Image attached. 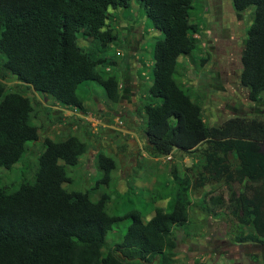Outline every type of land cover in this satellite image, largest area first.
<instances>
[{
    "label": "trees",
    "instance_id": "trees-1",
    "mask_svg": "<svg viewBox=\"0 0 264 264\" xmlns=\"http://www.w3.org/2000/svg\"><path fill=\"white\" fill-rule=\"evenodd\" d=\"M132 1L0 0L3 69L63 106L85 110L79 91L89 81L103 87L108 103L120 104L124 83L106 69L108 64H118L106 55L119 38L110 9L128 8ZM138 2L153 27L163 33L153 46L147 98L139 97L149 153L161 157L175 150L199 152L193 164L202 166L213 180L243 183L244 191L230 188L227 199L235 239L264 244V118L236 115L218 124L205 120L202 102L181 81L183 62L179 60L185 54L204 66L205 59L195 55L201 47L197 36L201 8L196 0ZM232 4L239 14L255 6L240 57V82L249 100L258 102L264 95V0H232ZM82 37L96 45L84 47ZM38 105L22 92L8 89L0 78V264H144L154 259L157 264H175L176 230L188 223L190 193L202 184L189 173L181 177L174 171L170 184L158 188L157 183L149 189L148 208L111 214L108 192L94 200L90 191L69 187L68 166L81 164L88 142L73 133L43 138L42 126L35 122L43 111ZM39 140L43 146L33 176H24L20 183L6 182L1 170L11 169L29 149L28 142ZM231 156L238 157L239 163H232ZM95 158L105 170L98 183L109 184L112 171L118 169L116 159L102 152ZM211 198L222 211L223 195ZM160 200L166 204L157 205ZM196 205L211 212L206 197ZM126 218L130 224L125 234L110 245L109 231Z\"/></svg>",
    "mask_w": 264,
    "mask_h": 264
},
{
    "label": "rangeland",
    "instance_id": "rangeland-1",
    "mask_svg": "<svg viewBox=\"0 0 264 264\" xmlns=\"http://www.w3.org/2000/svg\"><path fill=\"white\" fill-rule=\"evenodd\" d=\"M195 4L201 8L203 17L201 32L197 35L201 47L195 51V55L199 59L204 58L205 62L201 66V60L195 63L189 55H181V81L191 87L193 97L202 102L205 120L211 123L218 124L236 115L264 118V95L258 102L250 101L246 88L240 82V57L255 6L239 14L235 11L232 0H196ZM110 11V21L118 30L119 38L106 55L113 56L118 64H108L106 69L108 73L117 74L124 83L120 104L108 103L105 91L98 82H83L79 92L85 98V110L70 108L74 109L73 113L78 117L75 119L66 113L68 107L60 105L52 97L47 98L5 71L1 54L0 78L8 89L20 91L39 103L37 107L43 111L38 112L39 117L35 122L42 126L43 138L50 136L57 139L73 133L88 142L89 151L82 156L81 164L68 166L72 177L69 187L90 191L94 200L108 192L112 196V201L108 204L111 214L123 215L133 208H148L151 196L149 189H153L157 183L158 188L164 183L170 184L174 171L181 177L189 173L195 181L202 184L190 193L192 203L188 223L176 230L179 246L175 264H264V246L237 242L233 232L236 226L232 216L228 214L227 199L232 192L230 188L241 193L245 188L243 183L233 181L229 185L213 180L202 166H194L199 152L175 150L173 154L161 157H154L149 153L143 130L145 114L139 109V97L147 98L153 76V46L158 38L163 37V33L153 27L138 0H133L128 8H111ZM80 43L86 48L96 45L83 37ZM148 100L161 101L160 98ZM142 104L144 105L143 102ZM89 113L102 122L95 135L90 133L91 122L87 118ZM116 117L120 120H115ZM109 125H116L121 129L115 130L117 128L112 129ZM27 145L29 149L19 162L11 169L1 170L6 182L20 183L24 176H33L42 151V140L29 141ZM204 146L205 144H201L199 147ZM95 151L96 154L102 152L112 156L117 161L118 169L112 171L113 179L109 184L98 183L105 170L98 167L96 158L91 154ZM92 158L95 159L94 167ZM230 160L234 164L239 163L236 156H231ZM202 173L205 178H200ZM218 195H223L225 199L222 211L210 201L211 197ZM205 197L211 212L205 213L196 205ZM165 204L164 200L157 203L162 206ZM129 224V218L116 224V228L108 233V243L114 245L120 241ZM144 264H157V259Z\"/></svg>",
    "mask_w": 264,
    "mask_h": 264
},
{
    "label": "crops",
    "instance_id": "crops-1",
    "mask_svg": "<svg viewBox=\"0 0 264 264\" xmlns=\"http://www.w3.org/2000/svg\"><path fill=\"white\" fill-rule=\"evenodd\" d=\"M54 107H56V105L54 106ZM73 111H74V109H71L70 110V108H68V110H66V113L67 114H71V116H73V118H75V119H77L78 117H76V114L75 113H73ZM76 111V110H75ZM75 114V115H74ZM117 118V117H116ZM116 120V119H115ZM109 127H111L112 129H115V128H117V129H115V130H119V129H121V128H119L118 126H116V125H109ZM90 133L92 134V135H95V133H93L91 130H90ZM91 154L93 155V157L95 158V155H96V151L95 152H91ZM94 158H92V162H94ZM248 243H250L251 245H257L258 247L260 246V245H262V246H264V244H261V243H257V242H248ZM247 243V244H248ZM254 243V244H253ZM236 256V258L238 259L239 258V256H237V255H235ZM238 260H240V259H238Z\"/></svg>",
    "mask_w": 264,
    "mask_h": 264
},
{
    "label": "built area",
    "instance_id": "built-area-1",
    "mask_svg": "<svg viewBox=\"0 0 264 264\" xmlns=\"http://www.w3.org/2000/svg\"><path fill=\"white\" fill-rule=\"evenodd\" d=\"M87 118H88V120L91 122L90 125H91L93 131H94V132L97 131L98 126H99V124L101 123V121H100L98 118L93 117V114H91V113L87 116ZM116 120H120V119L117 118Z\"/></svg>",
    "mask_w": 264,
    "mask_h": 264
},
{
    "label": "clouds",
    "instance_id": "clouds-1",
    "mask_svg": "<svg viewBox=\"0 0 264 264\" xmlns=\"http://www.w3.org/2000/svg\"><path fill=\"white\" fill-rule=\"evenodd\" d=\"M57 103H58V102H57ZM59 104H60V103H59ZM60 105H61V104H60ZM65 107H68V106H65ZM68 108H74V107H68ZM74 109H78V108L75 107ZM89 114H90V113H89ZM89 114H88V115H89ZM117 118H119V117H117ZM117 118H116V119H117ZM99 120H100V119H99ZM88 121H89V120H88ZM101 123H102V122H101ZM101 123L99 124V126L101 125ZM99 126H98V127H99ZM90 127H91V126H90ZM91 129H92V127H91ZM97 131H98V129H97ZM97 131L94 132L93 129H92V132H93V133H96Z\"/></svg>",
    "mask_w": 264,
    "mask_h": 264
}]
</instances>
